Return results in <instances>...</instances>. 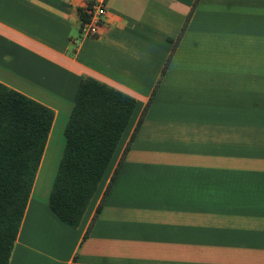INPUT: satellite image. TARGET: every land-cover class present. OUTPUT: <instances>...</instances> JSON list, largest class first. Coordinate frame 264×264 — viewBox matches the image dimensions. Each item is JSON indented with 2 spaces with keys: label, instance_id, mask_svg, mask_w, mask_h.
I'll list each match as a JSON object with an SVG mask.
<instances>
[{
  "label": "crops",
  "instance_id": "crops-1",
  "mask_svg": "<svg viewBox=\"0 0 264 264\" xmlns=\"http://www.w3.org/2000/svg\"><path fill=\"white\" fill-rule=\"evenodd\" d=\"M92 3L0 0V83L55 112L10 264H264V0H108L100 38ZM84 76L138 106L71 229L44 178Z\"/></svg>",
  "mask_w": 264,
  "mask_h": 264
},
{
  "label": "trees",
  "instance_id": "trees-1",
  "mask_svg": "<svg viewBox=\"0 0 264 264\" xmlns=\"http://www.w3.org/2000/svg\"><path fill=\"white\" fill-rule=\"evenodd\" d=\"M90 7L79 11L82 22ZM137 106L134 97L82 77L49 197L67 227L81 226ZM54 121L51 108L0 83V264L11 262Z\"/></svg>",
  "mask_w": 264,
  "mask_h": 264
},
{
  "label": "built area",
  "instance_id": "built-area-1",
  "mask_svg": "<svg viewBox=\"0 0 264 264\" xmlns=\"http://www.w3.org/2000/svg\"><path fill=\"white\" fill-rule=\"evenodd\" d=\"M108 0H93L88 11V21L82 22L81 33L84 37L100 38L103 35V22L108 13Z\"/></svg>",
  "mask_w": 264,
  "mask_h": 264
},
{
  "label": "rangeland",
  "instance_id": "rangeland-1",
  "mask_svg": "<svg viewBox=\"0 0 264 264\" xmlns=\"http://www.w3.org/2000/svg\"><path fill=\"white\" fill-rule=\"evenodd\" d=\"M56 134L57 135L59 134V128H57V133ZM60 145H61V141L58 138L57 143H56V148L53 149L52 156H54V157H52V161L48 160V161H50V162H48L50 166L48 168V171L45 174V178L44 179L47 178V175L51 174V172H50L51 171V169H50L51 166H55L58 161H59V163L61 161V158H62V155H63V152H64V148H65V144L62 145V146H60ZM58 166H59V164H58Z\"/></svg>",
  "mask_w": 264,
  "mask_h": 264
}]
</instances>
